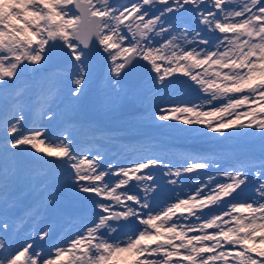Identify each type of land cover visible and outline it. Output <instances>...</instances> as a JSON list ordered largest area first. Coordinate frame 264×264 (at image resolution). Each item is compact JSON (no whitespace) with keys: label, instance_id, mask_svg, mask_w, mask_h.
Listing matches in <instances>:
<instances>
[{"label":"snow or ice","instance_id":"1","mask_svg":"<svg viewBox=\"0 0 264 264\" xmlns=\"http://www.w3.org/2000/svg\"><path fill=\"white\" fill-rule=\"evenodd\" d=\"M57 59L66 67L50 73ZM98 68L114 100L174 84L207 94L204 104L176 103L155 119L203 126L206 132L191 130L225 139L259 130L264 141V0H0V264H264V156L233 165L226 181L207 173L194 192L172 199L164 198L155 169L180 177L212 165L144 157L113 170L70 135L26 127L27 89L17 83L25 73L41 77L38 86L52 97L40 113L52 124L62 91V102L78 106ZM21 157L59 170L67 194L92 213L47 250L41 242L51 241V224L18 247L8 239L9 190ZM250 185L252 194L238 199ZM43 203L55 209V192Z\"/></svg>","mask_w":264,"mask_h":264},{"label":"rangeland","instance_id":"2","mask_svg":"<svg viewBox=\"0 0 264 264\" xmlns=\"http://www.w3.org/2000/svg\"><path fill=\"white\" fill-rule=\"evenodd\" d=\"M120 2L127 3V0H120ZM59 65L61 64L59 61H57L49 68L48 71L50 73L54 71H59ZM97 78H101L100 83H97ZM17 83L21 84L24 88L27 89L26 93H34L36 99L37 97H39V95H41V91H39L41 90V88L38 86L42 83L41 77L34 76L31 73H25L21 77V79L17 81ZM189 83L191 82L189 81ZM103 85H105V81L103 79L102 73L99 74L98 72H96L93 75L92 83L88 88L87 94L81 98V116L83 118L82 126H85L86 123H88L90 126L97 127V129L103 136L108 132H120L127 135L128 141L130 142V144H132V146L130 148H127L123 156L121 155V157L117 158V160L114 162V170L118 166H128L133 161L144 157H149L151 155L150 153L152 152L151 144L156 143L159 139H164L166 137L179 136L181 138H189V141L192 142L197 147V149H204L206 154L210 156L213 155L215 157L217 165L221 168L220 174L222 175L226 171H232L233 165L237 167L240 166V164L236 162L228 161L226 157L229 155L244 156L240 157L243 159V161H253L254 157L261 158L262 156H264V141H261L259 137V130H256V134L254 135H233L227 139L220 137L218 134L215 133L208 132L207 135H205L201 131H193V133H198V137L194 138L191 134V128L203 129L201 126H191L190 128V126L183 125L178 121H160L154 118L153 113L158 114L160 110L173 107L176 103L190 102L194 104H203L204 102L202 101L204 100L200 96L201 92L193 91L192 89L185 87L183 90H181L182 92L185 91L189 93L193 91V94L189 95L188 99L181 100L178 99L176 94L173 95V93H171V90L173 89L175 84L172 87L164 89H160L158 86V90L150 91L146 93L145 96H142L138 99H132L136 104L141 106V111H138L135 115H119L121 110V101L114 100L112 97L108 96L105 92V86ZM193 87L197 88L198 86L194 85ZM62 89H65L64 86H62ZM25 95L23 98L24 105ZM150 95H152V98L149 97ZM42 98L45 99L43 101L44 104L45 101L47 102L44 107L45 109L51 103L52 97L48 94L45 95L44 93L42 94ZM126 101L127 100H123L124 103ZM3 103H5V101L0 98V119H2V111L4 107ZM56 103L57 100L55 104ZM63 106L65 108L69 106L67 101L63 102ZM53 107H55L56 111L61 114L60 107H56L55 105H53ZM205 108L207 109V107ZM34 109L35 113L36 106ZM143 109L147 111L145 113H142ZM38 119L39 120L36 124L34 123V120H31L29 122L31 124V127H46L48 129V135L64 134L65 129L63 130L61 128L58 131H55L62 121L60 115L59 118L53 121L52 124H48L47 116H45L43 119H41V116H39ZM203 131L206 132L207 130L203 129ZM248 131H252V129H249ZM3 134V129L0 128V143H2ZM82 151L87 152V149H83ZM182 154L185 153H170L167 157L163 158L165 165H176L177 167L184 165L185 160H187L188 158L186 155ZM129 157H132L130 162L126 161ZM133 158L135 159L133 160ZM4 159L5 158L3 157V154L0 153V169H2L4 166ZM24 159H26L27 164L23 163L24 161L22 158H19L17 177L12 183L9 191L13 190L14 184H20L22 186V191L20 192V194L22 197L26 198L30 202L31 207L28 213L30 215L37 216V220L35 221L34 225L35 229L38 230L39 227L48 224V222H44L47 219L46 217L48 213L52 211V208L46 207L43 203V197L48 192H50V185L48 183H45L39 177L40 175L38 176L37 168L38 164H40L41 162L28 158ZM45 166L49 169L52 176H56L61 183L62 178L60 177V171L55 168H52L50 165ZM160 168L163 170V174L159 177H155V179L158 181L159 185L164 189V198H168L171 197V185L173 184L171 183V181H177V179L175 176H170L167 174L168 167ZM172 171H175V168H173ZM226 180L227 177L223 175V178L219 181ZM175 184L177 185L174 195L173 197H171L172 199H175V197L177 196H183L179 194V182L177 181V183ZM168 187H170V190H168ZM253 190V186L250 185L249 188L246 189L245 193L242 196L238 197V199L248 198L252 194ZM168 192H170V194H168ZM68 198H70L71 202H77V199L71 196H68ZM2 199L3 197L0 196V203L2 202ZM161 206H163V204H161ZM86 208L87 211L90 213L89 217H91L92 213L88 203ZM46 211L49 212L47 213ZM66 224L67 221H65L60 227L59 241L61 242L67 239L68 237L74 235L75 233L74 232L72 234V227L68 228ZM77 230L79 229H76V231ZM11 243L14 247H18L19 245L23 244L22 241L19 242V239L15 237L12 238ZM47 248L45 249L47 250Z\"/></svg>","mask_w":264,"mask_h":264},{"label":"trees","instance_id":"3","mask_svg":"<svg viewBox=\"0 0 264 264\" xmlns=\"http://www.w3.org/2000/svg\"><path fill=\"white\" fill-rule=\"evenodd\" d=\"M44 93H46V91H41V95H40V97H39V101H38L37 111H38V109H40V107H42V106L44 105L43 101H44L45 99L42 98V94H44ZM150 98H152V96H151ZM3 105H4V104H3Z\"/></svg>","mask_w":264,"mask_h":264},{"label":"bare ground","instance_id":"4","mask_svg":"<svg viewBox=\"0 0 264 264\" xmlns=\"http://www.w3.org/2000/svg\"><path fill=\"white\" fill-rule=\"evenodd\" d=\"M69 196V195H68ZM47 213L49 212V211H46ZM69 228V227H68Z\"/></svg>","mask_w":264,"mask_h":264},{"label":"water","instance_id":"5","mask_svg":"<svg viewBox=\"0 0 264 264\" xmlns=\"http://www.w3.org/2000/svg\"><path fill=\"white\" fill-rule=\"evenodd\" d=\"M57 60H59V59H57Z\"/></svg>","mask_w":264,"mask_h":264}]
</instances>
